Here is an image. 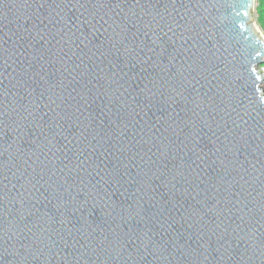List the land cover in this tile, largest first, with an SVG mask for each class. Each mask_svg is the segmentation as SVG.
<instances>
[{
    "label": "water",
    "instance_id": "obj_1",
    "mask_svg": "<svg viewBox=\"0 0 264 264\" xmlns=\"http://www.w3.org/2000/svg\"><path fill=\"white\" fill-rule=\"evenodd\" d=\"M256 0H0V264H264Z\"/></svg>",
    "mask_w": 264,
    "mask_h": 264
},
{
    "label": "trees",
    "instance_id": "obj_2",
    "mask_svg": "<svg viewBox=\"0 0 264 264\" xmlns=\"http://www.w3.org/2000/svg\"><path fill=\"white\" fill-rule=\"evenodd\" d=\"M259 2L257 13L259 16V23L264 29V0H257Z\"/></svg>",
    "mask_w": 264,
    "mask_h": 264
},
{
    "label": "rangeland",
    "instance_id": "obj_3",
    "mask_svg": "<svg viewBox=\"0 0 264 264\" xmlns=\"http://www.w3.org/2000/svg\"><path fill=\"white\" fill-rule=\"evenodd\" d=\"M258 4L259 2L256 0V12H255V20H256V24H257V27L258 29L262 32V34L264 35V29L263 27L260 25L259 23V16H258V13H257V8H258ZM259 68H261L263 70V76H264V62L259 66ZM264 87V84L262 85Z\"/></svg>",
    "mask_w": 264,
    "mask_h": 264
}]
</instances>
